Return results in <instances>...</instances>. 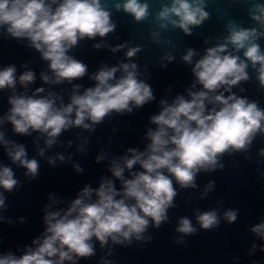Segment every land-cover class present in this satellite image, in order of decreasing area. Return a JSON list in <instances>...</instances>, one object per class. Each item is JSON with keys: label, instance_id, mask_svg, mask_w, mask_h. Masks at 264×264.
Masks as SVG:
<instances>
[{"label": "clouds", "instance_id": "obj_1", "mask_svg": "<svg viewBox=\"0 0 264 264\" xmlns=\"http://www.w3.org/2000/svg\"><path fill=\"white\" fill-rule=\"evenodd\" d=\"M250 3L248 15L254 26L246 28L235 22L226 25L228 34L222 42L206 48L192 67L195 82L186 90L187 98L177 95L171 103L160 100L161 110L149 120L155 128H148L145 134L146 148H128L126 155L109 161L108 170L121 187L118 189L113 179L102 177L98 188L85 184L66 209H55L63 201L50 194L51 203L43 210L42 235L32 240V246H25L20 255L11 251L0 254V264H77L96 255V242L101 250L107 249L99 264H113L106 258L113 255V245L151 242L152 237L146 235L149 227L158 229L168 221V210L175 207L178 194L176 185L180 189H196L197 175L223 169L221 158L225 154L248 152L257 135H264V108L232 89L249 81V67L264 88V49L258 43L264 38V3ZM113 7L132 16L137 23L150 15L147 0H115ZM205 8V0H170L161 5L154 24L164 31L171 26L192 35V29L209 18ZM0 29L17 41H28V47L48 62V71L40 73L44 84L72 85L69 102L65 104L61 95L51 91L45 94L44 87L28 94L29 85L36 79L34 71L25 70L17 75L15 65L0 68V92L11 93L7 97L10 107L0 116V146L12 164L25 169L24 175L29 179L39 175L40 163L28 157L24 144L6 138L2 130L6 123L11 125L14 135L38 133L37 140L43 137L45 147L38 148L37 155L44 157L46 149L57 145L64 131H95V126L113 113L130 114L133 108H142L155 99L151 85L139 78L135 62L102 65L89 77L94 86L83 92L82 85L73 84L88 75V66L69 53L80 41L103 39L116 29L112 10L102 0H0ZM150 35L154 43L161 42L159 31H151ZM93 47L99 50L104 45L96 43ZM108 47L113 53L126 48L129 61L141 51V46L129 47L127 43ZM196 54L194 49H187L182 61L192 64ZM161 59L172 62L174 56L166 53ZM21 67L27 69L28 65ZM18 85L22 90L17 89ZM197 85L200 89L193 90ZM240 91L245 89L241 87ZM258 155L264 157V148L259 149ZM57 159L66 162L64 155L57 154L48 157V164L55 166ZM104 159L106 155L101 154L95 162ZM73 167L77 173L84 171L78 164ZM20 186L12 167L0 163V211L7 208L4 193ZM214 186V181H208L200 198H206ZM194 214L202 230L210 231L220 225L218 209L194 210ZM222 216L226 223L233 224L238 210L227 209ZM25 219L21 217V223ZM4 221L0 215V222ZM6 222L12 223L10 219ZM197 231L191 219L180 217L175 242L184 244V237ZM250 231L264 241V222L255 224ZM256 248L253 243L251 252ZM260 251L264 252V244Z\"/></svg>", "mask_w": 264, "mask_h": 264}, {"label": "water", "instance_id": "obj_2", "mask_svg": "<svg viewBox=\"0 0 264 264\" xmlns=\"http://www.w3.org/2000/svg\"><path fill=\"white\" fill-rule=\"evenodd\" d=\"M102 2L112 10L116 29L103 39L97 37L95 40L80 41L69 53L88 66V75L73 81V84L82 85L80 92H83L85 88L94 86L95 82L89 77L102 65L112 67L120 62H135L138 65L139 78L151 85L155 99L142 108H133L130 114L113 113L103 123L96 125L95 131L80 128L64 131L58 137V144L46 149L44 157L37 155V149L45 147L43 137L37 140L38 133L30 136L14 135L11 125L6 123L2 129L6 138L24 144L28 157L39 161L40 171L35 179L25 177V169L12 164L3 146H0V163L12 167L15 178L21 185L11 193H4L7 208L0 211V215L5 218L4 222H0V254L11 251L20 255L25 246H32V240L42 235L45 228L43 210L51 203L48 198L50 194L63 201L62 204H56L55 209H66L85 184L98 188L102 177L115 181L108 170L109 161L126 155L128 148H136L138 151L146 148L148 141L145 134L148 128H155L149 120L161 110L160 100L165 99L171 103L177 95L187 98L186 90L195 82L192 67L205 54L206 48L222 42V38L228 34L226 25L235 22L246 28L254 26L248 15L250 0H205V10L209 13V18L201 26L193 28L192 35H185L179 28L171 26L167 31L155 26V14L161 5L170 3V0H147L150 15L140 23L123 11H115V0ZM252 2L264 3V0ZM151 31H159V44L153 42ZM96 43H101L104 47L97 50L93 47ZM125 43L129 47L141 46V51L131 61L125 56L126 48L113 53L108 47ZM258 43L264 49V38ZM190 48L197 54L193 57L192 64H186L182 61V56ZM166 53L174 56L172 62L161 59ZM240 55L242 56V52ZM22 64H27L28 68H22ZM47 64L38 52L28 47V41H17L0 29V68L15 65L17 75L25 70L34 71L36 79L29 85L28 94L37 87H44L45 94L48 91L54 92L63 97L65 104L68 103L72 85L67 82L60 85L42 82L40 73L48 71ZM162 64L165 66L161 67ZM248 72L249 81L242 82L232 91L247 97L249 101H257L264 108V88L259 86L256 73L251 67ZM119 75L120 72L117 73ZM241 87L245 89L244 92L240 91ZM17 89L22 90L19 85ZM199 89L200 86L197 85L193 90ZM10 94L9 90L0 92V116L10 107L7 103ZM59 103L58 100L57 104ZM85 138L87 143H84ZM69 141L71 146H68ZM80 147L84 151H79ZM261 148H264V135L258 134L248 152L225 154L221 158L223 169L199 173L196 189H180L176 185L178 194L175 207L168 210V221L158 229L149 227L146 233L152 237L151 242L133 241L129 246L113 245V255L106 258L113 264H264V252L260 251L264 241L250 231L255 224L264 222V176L261 175L264 173V157L258 155ZM57 154L64 155L66 162L61 163L57 159L55 166L49 165L48 157ZM101 154H105L106 159L96 163L95 158ZM77 164L83 168L82 173L75 171L73 165ZM136 170H139L138 165ZM125 176L129 178L127 171ZM208 181L215 182L214 190L201 199ZM115 184L118 189L121 187L119 181H115ZM211 209L219 210L220 225L210 231L202 230L196 223L194 210L203 212ZM227 209L238 210L237 221L233 224H228L223 219L222 214ZM185 216L192 220L198 231L195 235L185 236L184 244H178L175 238L179 234L175 232V228L178 219ZM21 217L26 218L23 223L20 221ZM9 219L11 224L6 222ZM253 243L257 245L254 253L251 252ZM106 252L107 249L101 250L96 242V255L80 260L77 264H99L101 256H106Z\"/></svg>", "mask_w": 264, "mask_h": 264}]
</instances>
